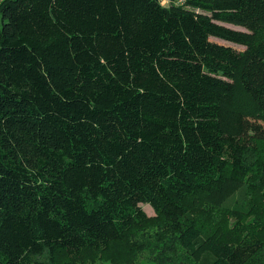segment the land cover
I'll use <instances>...</instances> for the list:
<instances>
[{
  "label": "trees",
  "instance_id": "obj_1",
  "mask_svg": "<svg viewBox=\"0 0 264 264\" xmlns=\"http://www.w3.org/2000/svg\"><path fill=\"white\" fill-rule=\"evenodd\" d=\"M0 264H264V0H0Z\"/></svg>",
  "mask_w": 264,
  "mask_h": 264
},
{
  "label": "rangeland",
  "instance_id": "obj_2",
  "mask_svg": "<svg viewBox=\"0 0 264 264\" xmlns=\"http://www.w3.org/2000/svg\"><path fill=\"white\" fill-rule=\"evenodd\" d=\"M211 41L216 42V43L221 44V45H225V46H229V47L235 48L237 50H243L244 49V48H242L240 46H236V45H233V44H229V43H226V42H223V41H220V40H216V39H211ZM142 208H143L144 212L146 213V215L149 218H154V217L156 218L155 213H154L153 209L150 206H148V205H142ZM155 221H156V219H155Z\"/></svg>",
  "mask_w": 264,
  "mask_h": 264
},
{
  "label": "built area",
  "instance_id": "obj_3",
  "mask_svg": "<svg viewBox=\"0 0 264 264\" xmlns=\"http://www.w3.org/2000/svg\"><path fill=\"white\" fill-rule=\"evenodd\" d=\"M162 7H170L172 5L175 6H184L187 0H157Z\"/></svg>",
  "mask_w": 264,
  "mask_h": 264
}]
</instances>
